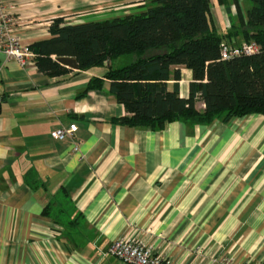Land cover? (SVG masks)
Wrapping results in <instances>:
<instances>
[{
	"label": "crops",
	"instance_id": "obj_1",
	"mask_svg": "<svg viewBox=\"0 0 264 264\" xmlns=\"http://www.w3.org/2000/svg\"><path fill=\"white\" fill-rule=\"evenodd\" d=\"M211 1L225 34L238 22L237 6L230 2L228 11ZM7 7L30 46L52 37L54 19L94 9L64 0H10ZM77 16L71 22L118 15ZM224 42L246 40L239 34ZM178 68L179 95L188 98L193 71ZM107 72L94 66L50 76L36 54L23 66L0 52V264H125L110 253L120 237L174 264L264 261V115L134 127L120 121L129 113L110 92ZM95 77L104 85L86 91ZM71 123L78 126L72 138H53ZM54 200L59 223L44 212Z\"/></svg>",
	"mask_w": 264,
	"mask_h": 264
},
{
	"label": "trees",
	"instance_id": "obj_2",
	"mask_svg": "<svg viewBox=\"0 0 264 264\" xmlns=\"http://www.w3.org/2000/svg\"><path fill=\"white\" fill-rule=\"evenodd\" d=\"M250 1L253 5L244 17L239 0H217L228 11L234 2L238 10L237 24L232 22L225 34L217 27L211 0H140L124 15L80 23L58 17L50 25L52 37L34 43L31 49L38 69L50 76L71 70L58 61L60 56L75 57L81 70L107 66L110 92L129 113L120 121L134 127L264 115V48L221 58L224 40L234 35L264 46V0ZM122 56L129 60L115 63ZM179 66L193 71L188 98L179 95ZM171 79L174 90L168 88ZM104 83L95 77L86 91ZM199 99L205 103L203 111L196 107ZM57 204V200L48 203L44 212L59 223L61 214L52 212Z\"/></svg>",
	"mask_w": 264,
	"mask_h": 264
},
{
	"label": "built area",
	"instance_id": "obj_3",
	"mask_svg": "<svg viewBox=\"0 0 264 264\" xmlns=\"http://www.w3.org/2000/svg\"><path fill=\"white\" fill-rule=\"evenodd\" d=\"M9 2L10 0H0V52L26 66L34 59L35 53L29 44L21 40L15 30L12 14L7 7ZM262 48L264 46L255 41L237 45L223 43L221 58L228 60L239 55H249L261 51ZM2 102L3 97L0 95V105ZM77 129V124L71 123L68 127L63 126L53 130L51 134L53 138L63 140L67 137L72 138ZM110 253L125 264H174L156 254L151 246L125 237H120L112 243ZM210 264H264V261L238 262L232 258H219L214 259Z\"/></svg>",
	"mask_w": 264,
	"mask_h": 264
},
{
	"label": "rangeland",
	"instance_id": "obj_4",
	"mask_svg": "<svg viewBox=\"0 0 264 264\" xmlns=\"http://www.w3.org/2000/svg\"><path fill=\"white\" fill-rule=\"evenodd\" d=\"M64 1H70L71 5H76V3H79V4L80 3H89V4L94 6V9H92L90 11H83V12H80V14H75V15L71 14L70 15L71 17L76 16L70 20V21H74V20H77L81 17V16H77V15H88V14L92 15V16H98V15H103V14H108L109 16L120 15L119 12L123 11L122 9H126V7L125 8H121V7H123L124 5H130V4L132 5L134 3H139L140 0H78V1H76V0H64ZM213 1H214L213 3H215V4L217 3L216 0H213ZM134 5L131 7H135L137 4L135 6ZM216 6H217V4H216ZM217 7H215V8H217ZM250 7H252V2L250 0H246L244 6L242 5V14L244 17L247 16V11ZM127 8H130V6ZM126 57L127 56L119 57L115 61V63L122 64L123 62H125Z\"/></svg>",
	"mask_w": 264,
	"mask_h": 264
},
{
	"label": "water",
	"instance_id": "obj_5",
	"mask_svg": "<svg viewBox=\"0 0 264 264\" xmlns=\"http://www.w3.org/2000/svg\"><path fill=\"white\" fill-rule=\"evenodd\" d=\"M58 61L65 67L70 69H79L78 61L73 56H60L58 57ZM109 64V63H108Z\"/></svg>",
	"mask_w": 264,
	"mask_h": 264
}]
</instances>
